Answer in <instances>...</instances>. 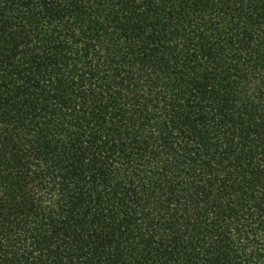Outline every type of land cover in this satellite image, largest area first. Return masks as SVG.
Wrapping results in <instances>:
<instances>
[{"label":"trees","instance_id":"trees-1","mask_svg":"<svg viewBox=\"0 0 264 264\" xmlns=\"http://www.w3.org/2000/svg\"><path fill=\"white\" fill-rule=\"evenodd\" d=\"M0 264H264V0H0Z\"/></svg>","mask_w":264,"mask_h":264}]
</instances>
